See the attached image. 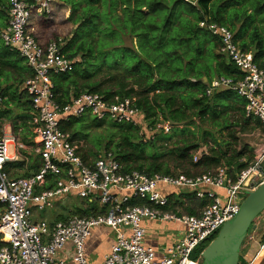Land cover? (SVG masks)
Returning <instances> with one entry per match:
<instances>
[{
    "label": "trees",
    "instance_id": "1",
    "mask_svg": "<svg viewBox=\"0 0 264 264\" xmlns=\"http://www.w3.org/2000/svg\"><path fill=\"white\" fill-rule=\"evenodd\" d=\"M62 2L71 9L69 21L74 25L71 35L63 39V54L75 61V67L71 73L53 75L56 102L65 105L84 93L98 94L108 102L129 98L149 125L141 133L133 125L98 121L91 115L68 120L62 130L75 143L80 135L88 138L92 130L102 132L97 135L95 149L98 152L104 142V152L89 150L81 154L79 149L84 162L92 164L91 156L96 159L101 153H112L123 174L138 171L167 176L182 172L192 177L219 167H226L235 177L248 166L253 151L242 142L241 135L264 128L259 121L246 117L247 101L232 90L221 88L207 95L213 80L224 77L238 81L243 74L220 52L219 39L200 28L199 23L208 21L229 28L241 49L251 52L255 64L264 71V0H198L199 6L186 0ZM8 16V0H0V33L9 25ZM81 26L89 34L84 40L80 37ZM31 35L36 39L32 32ZM126 36L136 39L140 50L127 47ZM109 53L115 56L113 71H103V64H96L99 68H95L96 60L107 58ZM95 73L103 74L101 79L93 81ZM32 75L25 61L11 52L1 38L0 114L11 113L6 111L11 100L7 102L4 95L9 91L15 95L14 105L33 112L30 96L25 91L19 94V87L9 86L1 92L4 83L12 81L20 86ZM165 124L172 127L171 133L165 134L159 128ZM202 147L207 148L208 154L195 163V154ZM24 165L10 162L5 172L17 179L39 170L30 166L23 175L19 171L24 170ZM183 196L187 199L183 208L188 215H197L210 203L197 199L195 193ZM180 199L175 206L184 205ZM80 202L85 207L81 204L82 208L71 215L89 217L105 211ZM205 248L200 247L193 258ZM240 264H247L243 257Z\"/></svg>",
    "mask_w": 264,
    "mask_h": 264
},
{
    "label": "built area",
    "instance_id": "2",
    "mask_svg": "<svg viewBox=\"0 0 264 264\" xmlns=\"http://www.w3.org/2000/svg\"><path fill=\"white\" fill-rule=\"evenodd\" d=\"M57 2L60 0H8L10 21L1 38L33 73L22 91L32 102L40 167L27 178H11L5 166L12 160L9 146L16 140L0 128V264H68L60 256L68 243L73 247L69 253L72 263L88 264L86 243L98 227H108L116 234L103 264H202L206 248L195 259L194 253L215 240L248 194L264 183V133L257 136L253 160L235 177L226 167L195 177L182 172L167 176L138 171L123 174L112 153L99 154L92 164L84 162L77 143L62 130L68 120L91 115L98 121L133 125L141 133L149 125L129 98L108 102L98 94L84 93L65 105L56 102L52 77L73 72L75 61L63 54L62 38L44 46L31 35L29 26L35 14L49 15ZM199 26L219 39L220 52L243 74L238 81L224 77L213 80L207 95L221 88L232 90L247 101L246 117L264 128V71L255 64L251 52L241 49L229 28L208 21ZM159 128L165 134L172 130L168 124ZM207 154L206 147L200 148L194 162ZM189 193L210 203L197 215L171 211L176 196ZM67 199L86 201L105 211L89 217L70 215L53 225L32 221L34 209H53ZM135 201L146 204L135 205ZM145 222L179 223L184 228L183 237L165 248L158 259L156 251L146 246ZM260 244L259 251L264 253V240Z\"/></svg>",
    "mask_w": 264,
    "mask_h": 264
},
{
    "label": "crops",
    "instance_id": "3",
    "mask_svg": "<svg viewBox=\"0 0 264 264\" xmlns=\"http://www.w3.org/2000/svg\"><path fill=\"white\" fill-rule=\"evenodd\" d=\"M194 5L197 4L194 3ZM70 16L71 9L67 4L60 0V2H57L52 6V10L49 15L35 14L32 17L29 29L40 44L47 45L55 38L59 37L65 39L71 35L74 25L69 21ZM8 17L10 18V16ZM3 31L4 30H2L1 33ZM204 80L206 81V79ZM24 82L20 86H18L17 82L13 83L12 81L9 83H4L1 87V92L3 89L9 86H14L16 88L19 87L18 93L20 94V92H23L22 86ZM11 94L12 92L10 91L8 93H4L6 97L5 100L7 99V102L11 100V104L7 106L8 108H6V106H3V108H6V111L10 110L11 113L9 116L8 114H0V128H3L4 126V133L16 140V144L13 143L14 145H11L12 151L10 152V157L12 160L10 162H21L24 163V166L26 167L30 162V155L28 153L29 149L32 147L31 151L33 152V148L36 143V140H34L35 135L32 124L33 112L31 110L30 112L24 111L26 110L24 106L17 107L14 105L15 95ZM22 103L26 102L22 101ZM259 133H264V131L250 130L241 135L242 142L253 151V156L254 145L257 141L256 139ZM17 145H23L24 148L18 149L19 147ZM36 147L34 150H36ZM37 157L39 162L37 164L31 165L35 168L40 167V159L38 155ZM243 161H245V159H243ZM29 168L26 167V169ZM23 169V171L19 172L25 174L27 170L25 168ZM65 204H69V201L63 204L59 203L53 209L43 211L50 212L49 216L45 217H42L40 214L43 212L34 209L32 221L35 223H48L49 225H53L56 221L65 220L74 211L70 207L67 208V205ZM144 227L146 229V246L151 247L156 251L158 259L162 258L165 248L177 243L183 237L184 232L183 226L179 229L176 225H173V223L166 222H145ZM253 233L254 234L251 235L252 238H250V243L245 245V249H242V257L245 259L247 264H264V253L259 251L261 245L260 242L264 240V215H262V218H259L256 222V229L253 231ZM115 240L116 234L112 229L108 227H98L94 229L92 236L86 243V258L88 264H103L104 259L111 251ZM72 248L73 247L71 243H68L60 255L61 257L65 258L68 264H73L69 259V253H71Z\"/></svg>",
    "mask_w": 264,
    "mask_h": 264
},
{
    "label": "water",
    "instance_id": "4",
    "mask_svg": "<svg viewBox=\"0 0 264 264\" xmlns=\"http://www.w3.org/2000/svg\"><path fill=\"white\" fill-rule=\"evenodd\" d=\"M264 213V183L248 194L236 216L225 223L202 253V264H240L242 247Z\"/></svg>",
    "mask_w": 264,
    "mask_h": 264
},
{
    "label": "rangeland",
    "instance_id": "5",
    "mask_svg": "<svg viewBox=\"0 0 264 264\" xmlns=\"http://www.w3.org/2000/svg\"><path fill=\"white\" fill-rule=\"evenodd\" d=\"M195 4H197V6H199L200 5V3H198V0L196 1V2H194ZM85 30H87V29H82V26H81V28L79 29V32H80V37H81V39L82 40H84L85 38H86V36H89V34L88 35H86L85 34ZM125 45L127 46V47H130V48H134V49H136L137 47H138V41L135 39H133V38H131V37H129V36H126L125 37ZM109 49V48H108ZM138 50H140L139 49V47H138V49H137V51ZM94 61L92 60L91 61V63H93ZM111 62V63H110ZM114 62H115V56L114 55H112V54H110L109 53V55H107V58H100V60L97 62V60H96V63H95V65L96 64H103V66H102V70L103 71H108V70H110V71H113V69H114ZM95 68H99L97 65L95 66ZM110 68H112V69H110ZM95 75V78L93 79V81L94 80H99V79H101V77H102V75H100V74H97V73H95L94 74ZM192 129H194L193 127H191ZM2 129V131H4L5 132V128H4V126H3V128H1ZM99 133H102V132H96V130H92L91 131V133H89V137L88 138H82V136L80 135L78 138H77V142L78 143H80V145H78V143L76 144L77 146H78V149H81V154H83V153H85V152H89V150H92L94 153L96 152V149H95V147H96V143H98L99 142V138L97 137V135L99 134ZM169 133H171V132H169ZM255 139V138H254ZM35 140V139H34ZM257 140V139H256ZM173 142V141H172ZM172 142H170V143H172ZM104 146H105V143L104 142H101V149L98 151L99 153L100 152H104ZM35 147H36V143H35V146H34V148H33V152L31 151V149H32V147H30V149H29V155H30V157H29V159H30V162H29V164L26 166V167H28L29 168V166H31L32 164H37L38 162H39V160H38V157H37V153L35 152ZM12 151V146H9V153ZM98 152H96V153H98ZM94 155V154H93ZM95 157L96 156H91L90 157V160H93V159H95ZM26 167H25V169H26ZM27 170V169H26ZM192 172L193 173H195V171H193L192 170ZM21 174H23L24 175V173H21ZM50 186H52V185H50ZM53 187V186H52ZM184 196H181L180 198V200H181V202H183V206H175V204L173 203L172 204V207L174 206V209L176 210V212H179V213H182V214H187L185 211H184V208L183 207H185L186 206V204H187V199L186 198H183ZM179 198V196H176V198H175V200H174V202L176 203V201H177V199ZM67 201H69V204H65V205H67L66 207L67 208H71V209H73L74 211L77 209V208H82V205L84 206V204L83 203H81L78 199H67L65 202H67ZM64 202V203H65ZM82 204V205H81ZM85 207V206H84ZM173 209V210H174ZM172 209H171V211H173ZM175 212V211H174ZM49 213L50 212H43V213H40L41 214V216L42 217H45V216H49ZM262 215H264V213L262 214ZM262 215L260 216V218H262ZM173 225H176L179 229L180 228H182V225H180L179 223H175V222H173ZM261 230V229H260ZM254 231V230H253ZM253 231H252V233L250 234V236L249 237H247L246 238V241H245V243H244V245H243V248L242 249H245V245H247L248 243H250V241H251V239L250 238H252L251 237V235L252 234H254L253 233ZM208 246V245H207ZM242 254H243V252H242ZM242 263V262H241Z\"/></svg>",
    "mask_w": 264,
    "mask_h": 264
}]
</instances>
